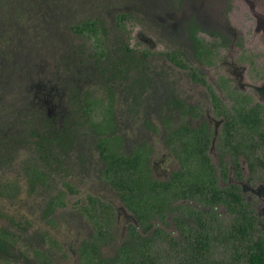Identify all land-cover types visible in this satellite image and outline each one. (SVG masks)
<instances>
[{
  "label": "flooded vegetation",
  "instance_id": "obj_1",
  "mask_svg": "<svg viewBox=\"0 0 264 264\" xmlns=\"http://www.w3.org/2000/svg\"><path fill=\"white\" fill-rule=\"evenodd\" d=\"M222 1L226 2V0ZM159 2L162 3L163 0ZM164 2L173 4L171 0H165ZM191 3H197L199 7L196 13H191L185 19L186 22L182 27L185 32L180 37L179 42L165 38L171 40L174 47L164 52L163 55L157 54V56L165 57L167 64H169V69L167 71L160 70L156 72L154 67H147L145 70L148 72L147 76L150 77L141 72V69H139L141 66L138 67V75H132L129 61H131L132 67H134L135 57H139L137 54L138 50L132 48L129 38L124 40L123 35L125 32L117 22L116 17H114L117 11L113 13L112 16L115 21L114 29L121 36L117 38L118 45L121 46L118 49L119 54H111L113 50L110 48H106V50L102 49L100 52L95 51L98 53L97 56H101V61H99V64H95L94 62L93 64L85 65L90 67L87 68V72H84L91 81L99 78V81L105 84L107 96L101 99L99 96L91 93L85 94L81 87L72 82L71 92L66 97L69 107L65 113L58 114V119H62V122L57 129L54 128L55 130L50 125L53 122V119L50 117L54 115V108H56V105L51 102L56 93L55 88L51 89L50 94L45 95L42 99H37L38 90L42 85L36 86L34 82L27 80V84L30 85L26 88L27 94H25V97L30 94L34 95V98L38 100L41 108L44 110V116L42 114L39 115L37 120L46 118L49 121V123L44 121L45 124L41 125L37 131L41 135L44 146L36 148L37 152H39V161L33 164V168L40 169L42 176L44 174L48 176L52 175L51 178L57 181L54 187L55 193L60 185V188L66 190L69 195L70 193L74 196L80 195L81 198H77L80 202L75 204L79 206L76 209L87 217L91 225L96 228L95 235L85 239L78 248L80 264H82L81 250L84 248L89 249L93 243L99 245L102 255L105 256L102 251L105 242L104 237H106L107 224L112 221L114 215L120 217L122 214H125L129 218L127 223L128 228L131 225H135L136 230L142 236L146 235L149 231H154L158 222L162 223L167 218L174 217V215H178L176 216L177 222L175 223L179 229L180 219H182V222L191 224L193 228L199 227L197 219L193 216L192 212L193 210L202 212L203 219L206 220L205 213L202 211L206 203L201 201L200 196L202 194L194 188L196 187L194 184L201 183L204 180L206 165L217 169L218 184L221 188L229 187L231 183L239 185L240 193L246 199L244 188L238 181H234L233 183L228 178V184L223 185L222 179H227V177L224 176L222 167H229L231 165L230 169L232 170L236 167V162L233 160L232 165L230 159L233 153L235 157H232L237 158L236 161L239 164L242 163L240 167L244 168L243 161H247L249 164L246 155L249 146L240 147L244 145L243 139L236 136V130L239 127L243 135L246 136L248 134V127L243 124L242 115L246 116L249 110L251 112L255 111L260 119L264 118V103L253 104L256 96L250 90L249 93L245 92L242 94L241 98L240 95L237 96L238 98L231 96L230 89H236L232 86L235 84L234 81L237 80L234 77L235 75L220 66L218 68L211 66L217 61L215 58L217 57L219 48L225 47V43L219 40H222V38L226 39L227 36L219 31L206 29L203 23L199 21L205 15L204 1H194ZM165 5L167 4H161L160 6L163 8ZM135 8L133 12L137 19H131L126 22V27L135 20L138 23L144 24L140 16H144L142 13L145 14V11L140 9L136 4ZM153 8L155 7H146L147 13L156 22L154 23V28H161L162 26L166 30V28L175 26L169 22V17H173V15H169L171 7L164 9L162 13H165V16L154 14L151 11ZM200 11L201 13H199ZM213 14L216 15L215 9ZM228 14L225 11L223 16L225 17ZM107 38L106 40L108 41ZM142 38L144 40L145 36L143 35ZM233 43H236V41ZM126 44L129 45L130 49L126 47ZM239 47L244 48V45H240ZM112 56L120 57L114 58ZM172 57H176L177 61H182V64L174 61ZM250 57L253 58L252 56ZM249 60L254 64L253 60ZM250 62L245 66L247 70L248 68L249 70L255 68V64L253 65L254 67H251ZM157 69L161 68L158 67ZM38 71L40 73V70ZM72 72L74 73V71ZM173 74H176V79ZM210 82L213 86L209 84ZM137 83H143L144 85L139 90L138 95L134 96V85L136 86ZM150 85L152 89L146 90ZM157 85H161L168 90L167 102L161 101L162 97L159 94L155 95H159L160 99L153 96V89ZM256 90L259 94L258 96L264 98V88L259 87ZM127 100L129 102V109L134 110L136 108L137 111L124 112L123 118L120 121V117L116 114L112 115L114 111L113 107L115 106L116 111L117 106L119 107V104L124 105ZM31 101L33 102L29 97V102ZM260 101L262 102L263 99H260ZM29 102L26 104L27 109H30ZM103 102H108V104H104ZM102 104L105 106L103 107ZM100 114H103L104 122H96L94 126L89 123V119L92 120ZM228 119L232 121L230 128L233 135L231 139H227L226 135H224L227 132L226 123ZM122 122H124L126 127L136 125L135 128L138 131L134 132L132 130L133 138H129ZM87 125L95 127L93 130L99 133V137L101 134L100 140L96 141V148L100 152L101 166L96 182L93 185H101V189L103 185L106 189L109 188L111 192L115 193L114 198L119 199L121 206H118V200L110 198L107 193L103 194L99 191L101 189L94 188L95 191H92L87 187L86 176L88 173H91V169L86 170L84 166L90 165L94 158L89 148L84 149L87 133L85 130L78 132L76 127H84L85 129ZM262 125L264 126V122ZM26 135L24 129L17 134L19 140H24ZM218 148H220L221 153L224 151L226 161L220 160L221 154L219 158L217 154ZM239 149H241V153H236ZM7 158L0 155V170ZM134 158L142 160V169L140 168L137 173L130 174L126 169L129 167V159ZM240 158H244L242 162H240ZM145 165H148L150 169L149 175L144 170ZM157 167L165 170V175L159 176L156 172ZM240 175L242 177L239 175L237 177L243 178L242 173ZM155 182L165 197L171 194L170 191H166L160 187L166 183H168L169 190H175L176 196L174 198L168 197L171 209L166 211V216L164 218L161 215L160 217H154L150 221L152 228L146 229L140 219V216L144 214L143 207L147 206V203L143 204L142 200L145 194L150 193ZM39 185L45 184L40 182ZM185 188L188 189L186 190ZM156 194L157 191H154V198ZM129 195H132L133 198L132 207L125 202V197ZM82 197L84 198L82 199ZM58 198L60 197L55 196L53 202V207L57 209L58 206L59 208L61 207L60 200H57ZM180 204H183V208H173ZM221 205L229 211L223 204H219L218 206ZM209 206L212 207V205ZM153 214L155 213H152V216ZM195 224L196 227L194 226ZM42 234L44 233H41L42 240H39L41 243L35 245L31 241L33 239L31 237L30 241L26 242L28 249L25 251L32 252L36 248H38L37 250L49 251L52 254L51 259L54 263L63 264L60 258L56 256V253H61L62 249L59 242L49 240L48 235L43 237ZM99 238H103V240H99ZM105 258L107 257L105 256ZM0 260L1 264L7 262L5 259ZM14 262L29 264L28 256L20 257Z\"/></svg>",
  "mask_w": 264,
  "mask_h": 264
},
{
  "label": "rangeland",
  "instance_id": "obj_2",
  "mask_svg": "<svg viewBox=\"0 0 264 264\" xmlns=\"http://www.w3.org/2000/svg\"><path fill=\"white\" fill-rule=\"evenodd\" d=\"M107 1L111 2V0ZM159 1L161 0H121L118 2V7H116L130 11L136 9V4L140 9L145 11V14L142 13L144 16H140L144 24L141 22L138 23L137 20L132 21L133 23L129 24L126 31H124L125 34L123 33L124 40L129 38L132 48L138 50L137 54L139 57H135V66L132 67V63L129 61L132 75H138L139 66H141L139 69L152 66V68L154 67L156 69V72L160 70L167 71L169 69V64H167L165 57L157 56V54L163 55L164 52L174 47L172 41L165 38L179 42L180 37L185 32L182 28L186 22L185 19L191 13H196L199 7V4H190V2L204 1L203 7H205V15L199 21L203 23L206 29L219 31L227 36L226 39L222 38V40H219L225 43V47L219 48L217 57L215 58L217 61L211 66L216 68L220 66L235 75L233 76L237 80L234 81L235 84L232 86L237 90L230 89L231 96L237 97L240 95L241 98L243 96L242 94L245 92L249 93L250 90L256 96L253 104L264 103V98L258 96L259 94L256 90L259 87L264 88V0H226L225 3L222 0H171L173 4L166 3L164 2L165 0L162 3ZM161 4L167 5L161 8ZM149 6L155 7L151 11L158 16H165V13H162L164 9L171 7L169 15H173V17H169V22L175 26L166 28V30L161 25L162 29L154 28V23L156 22L154 19H151L146 9ZM156 7L158 8L156 9ZM116 8L112 5L103 10V17H107L106 25L108 27V41L106 40V45L113 50L111 54H119L118 49L121 47L118 45L119 42H117V38L121 36L114 29L115 15L114 17L112 16ZM214 9L216 10L217 17L213 14ZM225 11L226 14H229L224 17L223 13ZM93 13L99 14L96 10ZM27 18L25 16V19L16 21H20V23L22 20H24L23 22L26 20L29 21ZM141 34L145 36V41ZM7 37L14 38L8 30L1 31L0 40L2 42L0 45L3 46V40L7 39ZM36 37L35 39H31V42L33 41L31 46L39 48L38 52L40 53L36 60L38 62L40 60L37 65L40 73L38 70L35 71L34 75L26 72V78L22 76L21 80L18 81L16 79L14 83H12V80L8 83L5 82L6 80H3L1 84L5 83L0 88L12 91V94L4 97L0 95V106H6L9 102L23 100L25 106L17 103V108L21 109L22 113H25L29 97L34 100V95L30 94L25 97V94H27L26 88L30 85L27 84L28 81L34 82L36 86L42 85L38 90L37 99H42L45 95L50 94L51 89L55 88L56 93L51 102L56 105V108H54V115L50 117L53 119L50 125L51 128L57 129L62 122V119H58V114L65 113L69 107V102L66 100V97L71 92L72 82L78 87H81L85 94L91 93L99 96L101 99L106 98L105 84L101 83L96 76L97 79L91 81L88 79L86 73H84L90 67L85 65L93 64L94 62L95 64H99L101 56H97L98 53L96 52H100L102 48L99 47L100 44L96 46L94 37L90 35H79L72 32L71 29H67L62 37H56V43L48 45L45 49H40L37 42L41 38L39 36ZM207 38L211 40L209 37ZM234 41L236 43H233ZM28 42L30 44V36L26 39V43ZM240 45H244V48H240ZM4 48L3 46L0 49V53L5 50ZM112 57L119 58L120 56ZM249 59L253 60L255 65ZM248 62L251 63V67L253 65L255 66L253 70L251 69L252 71L249 68L247 70L245 67ZM63 65L64 67H62ZM158 67L161 69H157ZM173 76L176 79V74H173ZM2 77L5 79L3 72ZM209 84L213 86L211 82ZM143 85V83L134 85V96L138 95ZM151 89L152 87L150 85L146 90ZM167 92L168 90L163 86L157 85L153 89V96L160 99V95L162 97L161 101L167 102ZM178 97L181 98L180 96ZM259 98L263 99V101L261 102ZM103 103L108 104V102ZM104 104H102L103 107L105 106ZM128 104V100L124 105L119 104L116 111L114 106L112 115L116 114L120 117L121 121L124 112L137 111L136 108L130 110ZM26 116L28 118L33 117L30 114V109H27ZM12 118L16 119V115ZM23 118H25L23 115L17 116V123L20 124L16 129L18 130L17 134L24 127L21 124ZM96 122H104L103 114L96 116L92 120L89 119V123L93 126ZM122 124L129 138H133L132 130L134 132L138 131L135 128L136 125L126 127L124 122ZM92 125H87L85 129L84 127H76L78 132L85 130L87 133L86 141H84V149L89 148L94 159L90 165L84 166L86 170L91 169V173H88V175L86 173V184H88L87 187L89 190L95 191L94 188L101 189V185H93L96 182L101 166L100 152L96 148V141L100 140L101 134L99 137V133L93 130L95 127ZM81 142L83 143V141ZM15 154V158L0 170V227L7 228L22 235L21 240L15 241V247L23 250V252L28 249L26 242L30 241L29 239L31 237H33L31 241L35 245L41 243L39 240H42L41 233L43 232V237L48 235L49 240L59 242L62 249L61 253H56V256L60 258L63 264H80L78 248L85 239L91 238L96 233V228L91 225L88 218L76 209L79 206L75 204L80 202L77 198H81V196L78 194L74 196L71 193L69 195L66 190L60 188V185L55 193L54 187L57 181L51 178L52 175L42 176L40 169L33 168V164L39 161V152H37L32 139L29 138L19 141ZM217 154L219 158L221 154L220 160L226 161L224 151L221 153L220 148H218ZM230 159L233 165L234 157L230 156ZM242 159L244 158L239 159L240 162H242ZM230 166L229 168H231ZM243 167H241L243 178L237 177L235 168L233 170L230 169L227 179H222L224 182L223 185H227L228 178H230L233 183L234 181H238L243 186L246 200L262 220V223H259L260 227L264 223V164L257 167L254 172L250 169V164L247 161H243ZM156 172L159 176H163L166 171L157 167ZM40 182L45 185H39ZM21 189L22 192L20 193ZM99 191L103 194L107 193L110 198H114L115 196V193L111 192L109 188L106 189L104 185ZM55 196L60 197L57 199L61 203V207L59 208L58 206V209L53 207ZM114 199L118 200L117 204L121 206L119 199ZM202 211L205 213L206 222L209 224L208 229H210L214 237L210 251L208 253H199L193 250L190 247V243L185 240L182 230L175 223L177 222L176 216L178 215H174V217L167 218L162 223H157V226L163 228L170 235L169 238H166V235L163 236L161 233H157L156 230L149 231L143 236L153 240V252L159 264H208L213 261L217 262L216 264H234L232 263V254L234 252L233 241L228 236V231L232 230L235 216L222 205L210 207L204 204ZM128 221L129 218L125 214H122L120 217L114 215L112 221L107 224L106 237H104L105 242L102 247L103 254L106 257H116L121 245L129 237ZM194 226L196 227V224ZM258 235L264 238V229L258 230Z\"/></svg>",
  "mask_w": 264,
  "mask_h": 264
},
{
  "label": "trees",
  "instance_id": "obj_3",
  "mask_svg": "<svg viewBox=\"0 0 264 264\" xmlns=\"http://www.w3.org/2000/svg\"><path fill=\"white\" fill-rule=\"evenodd\" d=\"M119 1L121 0H111V2L107 0H0V33L1 31L8 30L14 37L13 39L7 37V39L3 40L5 50L0 53V86L11 80L13 81L12 83L16 82V79L19 81L22 76L26 78L27 73L34 75L35 71L39 70L37 65L40 60L39 62L36 60L37 57H39V48L31 46L33 42H31V39L37 38L36 36L41 38V40L37 42L40 49H45L48 45L56 43V37H62L67 29H71L72 32L79 35H90L94 37L96 46L100 44L99 47L106 50V48H108L106 45L108 27L106 25L107 17H103V10L112 5L113 7L115 6V8L118 7ZM94 10L98 11L99 14H94ZM116 11V20L124 31H126L127 28L126 22L131 19H137L133 10L126 11L116 8L113 13ZM25 16L28 17L27 19H29V21L26 20L27 22H23L24 20H22L21 23L20 21H16L25 19ZM29 36L30 44L29 42L26 43V39ZM1 42L0 40V44ZM3 46L0 45V49L3 48ZM126 47L130 49L127 44ZM172 58L177 63L182 64V61H177L176 57ZM145 69H141V72L147 76L148 72ZM2 72L5 79L2 77ZM15 73L17 74L15 75ZM3 80L6 81L1 84ZM10 94H12V91L0 88V95H3V97L9 96ZM17 103L25 106L23 100L9 102L6 106H0V155L8 157L1 168L15 158L18 142L22 141L19 140L18 137L16 138L18 131L16 129L17 126L20 125L17 123V116L23 115L25 117L21 123L24 126L22 129H24L27 134L25 139H32L35 148L44 146L41 135L39 132L37 133V131L41 125L45 124L44 121L47 123H49V121H47L46 118L37 120V117L44 113L40 103L35 98L33 102H29L30 114L35 116V118H28L26 116V111L22 113V110L17 108ZM15 115L16 119H13L12 117ZM242 119L243 124L248 127V134L246 136L243 135L242 130L238 127L236 136L243 139L244 145L240 147L244 148L249 146L246 155L250 164V169L254 172L257 167L264 164V126L262 125L264 118L260 119L255 111L251 112L248 110L246 116L242 115ZM226 124L227 132H225L224 135H226L227 139H231L233 135L230 128L232 125L231 119H228ZM234 148L236 149V147ZM236 153H241V149ZM232 156L235 157V154L233 153ZM236 160L237 158H234V162ZM128 163L129 167L126 171H129L130 174L137 173L140 168L142 169L141 159H129ZM235 166V174L242 177L240 175L242 173V168L237 161ZM144 170L147 171L148 175L150 174L148 165H145ZM216 170L215 167L206 165L204 169V180L201 183H195L194 185H196V187L194 188L199 190L202 194L200 196L201 201L212 205V207L213 205L218 206L219 204H223L235 216L232 230L228 231V236L232 239L234 247L232 263L264 264V238L258 235V230L264 229V223L259 227V223H262V220L256 214L255 209L243 198L240 193L239 185L231 184L226 188H221L219 186ZM229 170V167H222L225 177H227ZM43 176H47V174ZM158 187V184L155 182L150 193L145 194L142 200V203H147V206L145 205L143 207L142 210L144 214L140 216V219L146 229L152 228L150 221L154 219V217H160L161 215V217L164 218V216H166V211L171 209V206H169L170 199H168V197L171 196V198H174L176 196L175 190H169L168 183L160 186L164 190L171 192L168 197H165ZM185 189L187 190L188 188ZM154 191H157L155 198ZM125 202L132 207V195L126 196ZM173 208L181 209L183 208V204ZM152 213L155 214L152 216ZM192 214L196 217L200 227L193 228L191 224L182 222V219H180V229L182 230L185 240L190 243V247L193 250L199 253H208L214 242L213 234L210 229H208L209 224L203 219L204 216L202 212L193 210ZM211 227L213 228V226ZM155 230L163 236L166 235V238L170 237V235L159 226H157ZM21 236L20 233L0 227V259L7 260L4 264H13V262L17 261L20 257L26 256H28L29 264H56L51 259L52 254H50L49 251L37 250L38 248H36L32 252H23V250L17 249L15 247V241L21 240ZM99 240H103V238H99ZM153 249V240L143 237L142 234L136 230V226L131 225L129 228V237H127L121 245L116 257L105 258L99 249V245L93 243L89 249L84 248L81 250L82 264H159ZM216 263L217 262L213 261L208 264ZM14 264L19 263L14 262Z\"/></svg>",
  "mask_w": 264,
  "mask_h": 264
}]
</instances>
